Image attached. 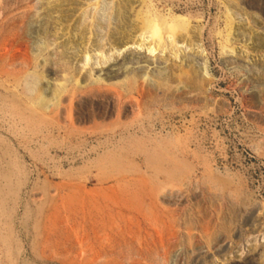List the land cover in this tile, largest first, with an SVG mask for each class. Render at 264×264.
Instances as JSON below:
<instances>
[{
	"label": "rangeland",
	"instance_id": "rangeland-1",
	"mask_svg": "<svg viewBox=\"0 0 264 264\" xmlns=\"http://www.w3.org/2000/svg\"><path fill=\"white\" fill-rule=\"evenodd\" d=\"M95 1L0 0V264H264V0H124L100 43ZM147 8L178 59L123 50Z\"/></svg>",
	"mask_w": 264,
	"mask_h": 264
},
{
	"label": "bare ground",
	"instance_id": "bare-ground-1",
	"mask_svg": "<svg viewBox=\"0 0 264 264\" xmlns=\"http://www.w3.org/2000/svg\"><path fill=\"white\" fill-rule=\"evenodd\" d=\"M88 5H89V3H88ZM47 9H49V6H47ZM87 9H83V10L81 9L82 11L80 13L81 15L79 17V23L78 24H79V26H82L81 28H83L85 25V21H86L85 15H87L88 17H91L92 21H91V26H90L91 27L90 32H92L96 36V38L99 39V43H100V41L103 38L102 37L103 36L102 31H103L104 25L107 22V20H111L108 18L109 13H107L108 4H106V1H104V0H96L95 5L90 8L91 10L88 11ZM117 9H118V12H117L118 17L122 16L123 12L121 11V7L119 6V7H117ZM43 11H45V10L42 7H40V3H37V5L34 9V13L32 15L33 18L28 23V26L26 29V37L29 38L30 44L32 45L33 49H36L38 51L39 50L44 51L45 48H47V43H46L45 39L39 38V36L36 35L37 30L40 32L42 31L41 33H43V35H45L44 37L46 38V36H48L47 34H49L50 30L52 29L51 17H50L47 10L45 12H47L48 14L46 16L41 17L42 16L41 13ZM143 13H144V16L142 17V25L139 28L140 33L138 34L139 40L137 39L139 42L137 41L138 43L136 45H135V43H133L131 45L127 44L124 46L123 50L127 49L129 46H132L130 48L134 47L136 50L144 52L148 56H154V55H156V52L159 49L161 50L163 47L164 50H169V52L172 53V56H174L175 58L178 59V56H180V54H181V47H184L183 44L177 43L178 37H179L178 34H179V32H181L185 29L186 25L188 24V20L185 17L178 16V15L171 16L170 18H166V17H163V16L158 15L156 13H152L151 10L148 8ZM41 18L44 19L42 21V24H41V20H42ZM121 22H123V20H120V23ZM77 28H78V26H77ZM79 29H80V27H79ZM79 32H81V31H79ZM57 33L58 32H55V34H57ZM145 38H148V40H146ZM99 47L101 48L102 46H99ZM103 51H104V49H103ZM119 51H121V50H119ZM114 52H116V50H114ZM96 55L97 56L92 57V56H90V53L85 54L84 58L82 59L83 61L81 63V66L78 67L80 69V74L85 75L88 73V75H92L91 71L93 68H92V66H90V64L94 65V67L99 68L100 66H102V65L105 66V64L107 65V63L110 62V59L106 58V57H108V55H106V57H105L101 53V51L99 52V55L98 54H96ZM124 66L125 67H123V68L126 69L127 66L126 65H124ZM138 67L142 68L143 65L140 64ZM64 69H65V67H64ZM118 70H120V69H118ZM66 78H67V75L65 73H63L61 75L60 82L57 81L56 83L54 82L55 84L53 83L54 87H49L48 85H46L43 90L39 91V99L44 101L46 92H49V95L51 98L59 97L62 93H64L66 91V88L64 86V81L66 80ZM35 80L36 81L34 82L33 89L34 88L36 89L37 87H39V85L43 84V82L48 81L45 78H43L42 75L36 76ZM77 82H78V80H77Z\"/></svg>",
	"mask_w": 264,
	"mask_h": 264
},
{
	"label": "water",
	"instance_id": "water-1",
	"mask_svg": "<svg viewBox=\"0 0 264 264\" xmlns=\"http://www.w3.org/2000/svg\"><path fill=\"white\" fill-rule=\"evenodd\" d=\"M104 1H106V4H108V9H107V13H109L108 18L113 20L114 21L113 25L118 28L121 25L120 20H123V17H124L123 16L124 15V9L123 8L121 9V11L123 12V15L118 17L117 7L121 6L124 3V0H118L117 3H115V4H111V1H107V0H104Z\"/></svg>",
	"mask_w": 264,
	"mask_h": 264
}]
</instances>
